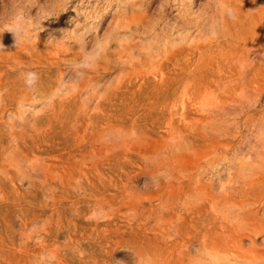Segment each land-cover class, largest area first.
Here are the masks:
<instances>
[{
  "label": "rangeland",
  "instance_id": "1",
  "mask_svg": "<svg viewBox=\"0 0 264 264\" xmlns=\"http://www.w3.org/2000/svg\"><path fill=\"white\" fill-rule=\"evenodd\" d=\"M229 1L0 0V87L3 88H0V164L5 167H0L3 171L0 172V243H5V248L16 255L9 264H138L135 251L150 255L152 249L151 262H146L148 257L140 256L144 259L143 264H154L153 238L160 232L155 230L150 215L158 205L161 193L172 194L185 189L194 173L196 177L198 173L202 176L198 174V179L195 176L194 179L213 185L214 192L223 194L239 186L234 178L239 182L238 176H250V173L257 176L260 162L254 160L255 155L251 154L249 158L245 152L240 153L246 155L243 158L238 157V152L233 155L230 144L237 142L239 145L241 141L242 146L264 148V93L261 95L258 91L264 85V76L244 90L236 82L230 84L227 79L221 80L217 71L223 42L233 38L223 31L218 21L221 12L223 16H232L234 10ZM62 37L68 41H65L66 45L72 41L71 46L66 47ZM14 41L20 42H16V46ZM256 41L254 38L250 44L254 45ZM118 42L125 49L119 48ZM68 46L75 47L70 50ZM53 50H56L55 54H52ZM133 56L135 59L140 56V61ZM148 56L154 58H150L151 63ZM63 58L68 63L60 60ZM250 59L260 60L254 54ZM29 70L39 76L35 86L25 82ZM61 71L64 73L59 76ZM82 81L88 87L79 95L76 88ZM64 86L66 88L62 89ZM67 88L76 92L72 95ZM25 92L29 93L22 96ZM244 92L249 97L243 96ZM63 94L68 97L61 96V99L59 95ZM84 95L91 101L88 102ZM84 102L90 104L85 108ZM80 104H84L83 108ZM239 105L246 107L243 110ZM43 106L46 107L42 109ZM224 107L228 113L222 109ZM240 108L245 112L239 111ZM111 128L120 132L121 137ZM111 131L118 141L111 136ZM113 139L118 142L117 146ZM255 141L259 143L254 144ZM7 159H10L9 164ZM167 160L178 162L185 171L179 167L175 171L174 163L175 177H165V185L158 180L164 175L161 172L165 173L162 163L169 162ZM17 166L21 169L20 178ZM242 167L243 171H239ZM169 181L171 184L167 183ZM78 185L79 192L76 190ZM202 187L207 190L206 186ZM200 192L204 198L208 190L206 194H203L204 190L200 189ZM35 225L38 226L36 233ZM261 236L256 241L259 246H263ZM244 241L248 247L249 240ZM45 245L47 249L58 247L60 251L56 248L55 251L52 248L44 251ZM196 249L197 245L191 248L193 256L198 255ZM204 259L203 263L212 261L210 257ZM0 264L3 263L0 261Z\"/></svg>",
  "mask_w": 264,
  "mask_h": 264
},
{
  "label": "bare ground",
  "instance_id": "2",
  "mask_svg": "<svg viewBox=\"0 0 264 264\" xmlns=\"http://www.w3.org/2000/svg\"><path fill=\"white\" fill-rule=\"evenodd\" d=\"M223 1V0H222ZM229 1V0H228ZM232 1V10H234L232 12V16L231 17H226V16H223L222 12H221V15H220V24L222 26V29L223 31H227L228 34L230 33V36L232 39H229V42L227 40V42H223L222 45L221 44V48L223 46V49L220 50V56H221V60L220 62H218V65H217V71L220 72L218 73L219 74V77L221 80L224 79H227V81L232 84L234 82L238 83L241 87V89H246L248 88V86L255 82L257 78L260 79V77L264 76V0H231ZM229 1V2H231ZM220 2V1H219ZM218 2V3H219ZM226 10V9H225ZM231 10V9H230ZM220 11H224L223 10H220ZM230 13V12H229ZM231 15V13H230ZM219 25V24H218ZM232 33V34H231ZM53 36V35H52ZM253 36V40L255 38L256 43L253 45V44H250L251 41L248 40L249 38H251ZM35 37V36H34ZM59 36H57L58 38ZM17 38V37H16ZM40 38V37H39ZM51 38V37H49ZM53 38L55 39L56 37L53 36ZM20 40V37L17 38ZM30 39V38H29ZM28 39V40H29ZM62 39H64L62 37ZM66 39V38H65ZM62 40L63 43L66 41V40ZM234 39V40H233ZM1 40V39H0ZM10 40V39H9ZM8 40V41H9ZM22 40V39H21ZM20 40V41H21ZM32 40V39H31ZM35 40V39H34ZM33 40V41H34ZM43 40V38H42ZM41 40V41H42ZM50 40V39H49ZM58 40V39H57ZM61 40V39H60ZM70 40V39H69ZM72 40V39H71ZM19 41V42H20ZM32 41V42H33ZM37 41V40H36ZM61 41V42H62ZM247 41H250V43H248ZM3 42V41H1ZM17 41H14V43L16 44ZM17 42V44L19 43ZM31 42V41H30ZM29 42V43H30ZM52 42V41H50ZM59 42L60 44V41H57ZM68 42V41H66ZM66 42H65V45H66ZM72 42V41H71ZM71 42H70V46H71ZM80 42V41H79ZM13 43V42H12ZM13 43V44H14ZM23 43V42H21ZM62 43V44H63ZM73 43V42H72ZM16 44V46H17ZM28 44V42L26 43ZM46 44V43H45ZM58 44V43H57ZM58 44V45H59ZM67 44V45H68ZM76 44V42L74 43ZM81 44V43H80ZM109 44V43H107ZM119 44V48H123V46L121 45L120 47V43L118 42ZM30 45V44H28ZM42 45V44H41ZM57 45V46H58ZM63 45V46H65ZM66 45V47H67ZM78 45V44H77ZM1 46V45H0ZM15 46V47H16ZM20 46V44H19ZM26 46V45H25ZM32 46V45H31ZM62 48L63 46L60 45ZM68 46V47H70ZM79 46V45H78ZM77 46V47H78ZM128 46V45H127ZM21 47L23 48L24 47V44L23 46L21 45ZM34 47V46H33ZM75 47V46H73ZM73 47H70L68 49L72 50ZM79 48V47H78ZM80 48L81 45H80ZM79 48V49H80ZM105 48V47H104ZM5 49V48H4ZM18 50V48H16ZM20 49V48H19ZM36 49V48H35ZM50 49V47H49ZM75 49V48H74ZM125 49V48H123ZM51 50V49H50ZM129 50V49H128ZM8 51V49H7ZM10 51H12L10 49ZM21 51V50H20ZM40 51V50H39ZM54 53L52 54H55L56 50H53ZM62 51V50H60ZM84 52V49L82 50ZM81 51V52H82ZM1 52V51H0ZM6 52V51H5ZM4 52V53H5ZM9 52V51H8ZM22 52V51H21ZM48 51H46L47 53ZM50 52V51H49ZM52 52V51H51ZM71 52V51H70ZM57 53L59 54V52L57 51ZM56 53V54H57ZM65 53V52H64ZM132 53V51H131ZM8 54V53H7ZM58 54L56 57H58ZM81 54V53H80ZM120 54V53H119ZM122 54V53H121ZM120 54V55H121ZM251 54H254L255 58L257 57V59H260V60H251L250 59V55ZM51 55V54H50ZM77 55V54H76ZM79 55V54H78ZM77 55V56H78ZM82 55V54H81ZM130 55V54H129ZM133 55V54H132ZM132 55L130 57H132ZM9 56V54H8ZM22 57V55H20ZM24 56V55H23ZM28 56V55H27ZM48 56V55H47ZM150 56V55H149ZM148 56V58H149ZM10 57V56H9ZM40 57V56H38ZM42 57V56H41ZM51 57V56H50ZM62 57V56H60ZM81 58V56H79ZM83 57V55H82ZM121 59V56H119ZM127 57V56H126ZM153 56H151L150 58H152ZM159 57V56H158ZM134 58V56H133ZM131 58V60L133 59ZM149 58V60H150ZM25 59V57H24ZM33 59L35 60L36 58L33 56ZM135 59V58H134ZM139 59L140 56H139ZM137 57V59L135 60H138L140 61ZM147 59V58H146ZM154 60V58H152ZM157 59V58H156ZM18 60V59H17ZM21 60V59H20ZM61 61H64V62H67L65 61L66 59H60ZM91 60V59H90ZM124 60H125V57H124ZM148 60V59H147ZM148 60V61H149ZM152 60V61H153ZM26 61V60H24ZM29 61V60H28ZM41 62V60H39ZM87 61V60H86ZM92 61V60H91ZM126 61V60H125ZM151 60L149 61L150 63L152 62ZM22 62V61H21ZM31 62V61H29ZM36 62V61H35ZM47 62V61H46ZM49 62V61H48ZM70 62V61H69ZM85 62V61H84ZM129 62V61H127ZM37 63V62H36ZM63 63V62H61ZM68 63V62H67ZM80 63V62H79ZM88 63V62H87ZM141 63V62H140ZM13 64V63H12ZM27 64V63H26ZM72 64V63H71ZM122 64V63H121ZM124 64V63H123ZM131 64V62H130ZM129 64V65H130ZM134 64V63H133ZM149 64V63H148ZM22 65V64H21ZM19 65V66H21ZM25 65V64H24ZM87 65V64H86ZM147 65V64H146ZM150 65V64H149ZM6 66V65H5ZM18 66V65H17ZM43 66V64H42ZM47 66V65H45ZM52 66V65H51ZM58 66V65H57ZM132 66V65H131ZM130 66V67H131ZM142 66V65H141ZM11 67V66H10ZM24 67V66H23ZM22 67V68H23ZM31 67V66H30ZM36 67V66H35ZM38 67V66H37ZM49 67V66H48ZM85 67V65H84ZM9 68V67H8ZM21 68V69H22ZM39 68V67H38ZM69 68V67H68ZM76 68V67H75ZM215 68V69H216ZM13 69V67L11 68ZM10 69V70H11ZM20 69V68H19ZM32 69V68H31ZM44 69V68H43ZM64 69V68H62ZM1 70V69H0ZM51 70V69H50ZM60 70V69H59ZM138 70V68H137ZM12 71V70H11ZM26 71V70H25ZM30 71V70H29ZM136 71V70H135ZM31 72V71H30ZM44 72V70L42 71ZM79 72V71H78ZM77 72V73H78ZM64 72L61 71L60 75L59 76H62ZM76 73V74H77ZM14 74V72H13ZM79 74V73H78ZM2 75V74H1ZM11 75V74H10ZM119 75V74H118ZM214 75V74H213ZM4 76V75H3ZM9 76V75H8ZM13 76V75H12ZM56 76V75H55ZM58 76V77H59ZM10 77V76H9ZM24 77V76H23ZM39 77V76H38ZM81 77V76H80ZM56 78V77H55ZM63 78V77H62ZM59 79V78H58ZM143 79V78H142ZM169 79V78H168ZM119 80V78H118ZM172 80V79H170ZM7 81V80H6ZM22 81V80H21ZM40 81V80H39ZM56 81V80H55ZM62 81V79H61ZM85 81V80H84ZM122 81H124L123 79L121 80V84H122ZM143 81V80H142ZM186 81V80H185ZM44 82V80H43ZM109 82V81H108ZM113 82V80H112ZM120 82V80L118 81ZM163 82V80H162ZM165 82V81H164ZM226 82V81H225ZM224 82V84H226ZM232 82V83H231ZM59 83H62V82H59ZM78 83V81H77ZM37 84V83H36ZM45 84V83H44ZM120 84V85H121ZM228 84V83H227ZM256 84V82H255ZM63 85V84H62ZM237 85V84H236ZM35 86V85H34ZM60 86V85H59ZM76 86V84H75ZM101 86V84L99 85ZM234 86V84H233ZM258 86V84L256 85ZM3 87V85H2ZM70 87V86H69ZM77 87V86H76ZM88 85L87 84H83V81L79 83L78 87L76 88L77 90V93L80 95L81 92L85 91L87 89ZM91 87V86H90ZM98 87V86H97ZM231 87V86H230ZM1 88V87H0ZM5 88V87H4ZM7 88V87H6ZM33 88V87H31ZM36 88V87H35ZM62 89L63 88H66L65 86L64 87H61ZM72 88V87H71ZM95 88V87H94ZM92 88V89H94ZM102 88V86H101ZM99 88V89H101ZM106 88V87H105ZM224 89V86L222 87ZM221 88V89H222ZM256 88V87H254ZM253 88V89H254ZM3 89V88H1ZM30 89V88H29ZM70 90V88H67L66 90ZM91 89V88H90ZM97 89V88H96ZM222 89V90H223ZM251 89V88H250ZM7 90V89H6ZM36 90V89H35ZM39 90V89H38ZM54 91L56 89H53ZM105 90V89H104ZM257 89H255L256 91ZM260 90V94L262 95V93H264V85L262 86L261 85V89L259 88L258 91ZM1 91V90H0ZM5 91V90H4ZM28 91V90H27ZM32 91V90H31ZM30 91V92H31ZM54 91L52 92V96L54 94ZM57 91V90H56ZM72 95L73 93H75L76 91H72ZM89 91V90H88ZM93 91V90H92ZM99 91V90H98ZM97 91V92H98ZM102 91V89H101ZM251 91V90H250ZM36 91H33V93H35ZM59 92V91H58ZM57 92V93H58ZM64 92V91H63ZM66 92V91H65ZM69 92V91H68ZM253 92V91H252ZM3 93V91H2ZM29 92H25L23 93L22 96H25L27 95ZM41 93V92H40ZM84 93V92H83ZM218 93V92H217ZM247 92H244L243 96L246 94ZM32 94V93H31ZM50 94V93H49ZM59 94V93H58ZM57 94V95H58ZM87 94V93H86ZM89 94V92H88ZM100 94V93H99ZM103 96H104V93H102ZM242 94V92H241ZM252 94H255V93H252ZM36 95V94H35ZM33 94V96H35ZM69 95V94H67ZM94 95V94H93ZM248 95V93H247ZM51 96V94H50ZM60 97L61 96H64L63 95H59ZM66 96V95H65ZM64 96V97H65ZM83 96V95H81ZM80 96V97H81ZM89 96V95H87ZM100 96V95H99ZM251 96V95H250ZM0 97H1V94H0ZM32 97V96H30ZM55 98L58 97V96H54ZM68 97V96H66ZM73 97V96H72ZM84 97L86 98V100L88 99L85 95ZM82 97V99L84 98ZM106 97V96H105ZM246 97H249V96H246ZM7 98V97H6ZM21 98V97H20ZM71 97H69L70 99ZM99 98V97H98ZM257 98V97H256ZM24 99V98H23ZM33 100V97L31 98ZM45 99V98H44ZM50 99V98H49ZM62 99V97H61ZM60 99V100H61ZM68 99V98H67ZM68 99V100H69ZM81 99V98H80ZM90 99V98H89ZM100 99V98H99ZM15 100V99H13ZM42 100V98H41ZM47 100V99H46ZM45 100V101H46ZM53 100V99H52ZM64 100H66L64 98ZM97 100V99H96ZM1 101V99H0ZM21 101V100H20ZM28 101V100H27ZM36 101V100H34ZM32 101V102H34ZM81 101V100H80ZM83 101H85V99H83ZM88 102H90L91 100H87ZM98 101V100H97ZM253 101V100H252ZM257 101V100H256ZM19 102V101H17ZM44 102V100H43ZM25 103V102H23ZM37 103V102H36ZM83 103V102H82ZM87 103V102H86ZM244 103V102H243ZM35 104V103H34ZM40 104V103H39ZM42 104V103H41ZM44 104V103H43ZM42 104V105H43ZM47 104V103H46ZM45 104V105H46ZM49 104V103H48ZM63 104V103H62ZM85 104V102H84ZM83 104V105H84ZM90 104V103H88ZM88 104H85V108L87 107ZM21 105V103H20ZM25 105V104H24ZM23 105V106H24ZM33 105V103H32ZM81 105V104H80ZM83 105H81V107L83 108ZM36 106V105H35ZM49 106V105H48ZM53 106V105H52ZM241 106V105H239ZM244 106L246 107V105H243V108ZM1 107V106H0ZM5 107V106H4ZM10 107V106H9ZM14 107V106H13ZM40 107V105H39ZM42 107V106H41ZM44 107L46 106H43L42 109H44ZM50 107V106H49ZM55 107V105H54ZM80 107V109H81ZM96 107V106H95ZM232 107V106H231ZM38 108V107H37ZM62 108V107H61ZM84 108V109H85ZM93 108V107H92ZM236 108V111L238 110V108L235 106ZM234 108V109H235ZM242 108V106H241ZM240 110L239 111H243V110ZM21 109V108H20ZM32 109V108H31ZM83 112L85 113L86 110ZM98 110L97 108H94V110ZM223 110L225 109L222 108ZM221 109V110H222ZM229 109V107H228ZM227 109V110H228ZM13 110V108H12ZM25 109H23L22 111H24ZM88 110V109H87ZM246 110V109H245ZM33 111V110H32ZM35 111V110H34ZM54 111V110H53ZM52 111V112H53ZM56 111V110H55ZM78 111V110H77ZM80 111V110H79ZM229 112L231 110H228ZM10 112V111H8ZM18 112L22 113V116L23 115V112L19 111ZM37 112L39 113V110H37ZM44 112V111H43ZM60 112V111H59ZM58 112V113H59ZM222 112V111H221ZM220 112V113H221ZM225 112L226 109H225ZM234 112V111H233ZM232 112V113H233ZM245 112V111H243ZM14 113V112H13ZM16 113H17V110H16ZM25 113H26V110H25ZM31 113V112H30ZM29 113V114H30ZM47 113V112H46ZM50 113V112H49ZM54 113V112H53ZM79 113V112H78ZM82 113V112H81ZM90 113V112H89ZM228 113V112H227ZM236 113V112H235ZM238 113V112H237ZM11 114V113H9ZM8 114V116H9ZM15 114V113H14ZM27 114V113H26ZM34 114V117L35 116V113ZM33 114H32V121L35 119L33 118ZM224 114V113H223ZM240 114V112H239ZM249 114V113H248ZM1 115V114H0ZM4 115V114H3ZM19 114L17 113V116ZM55 115V113H54ZM81 115V114H80ZM86 115L87 112H86ZM236 115V114H235ZM250 115V114H249ZM2 116V115H1ZM12 116V115H11ZM27 116V115H26ZM29 116V117H30ZM19 117V116H18ZM76 117V116H75ZM15 118V116H14ZM23 118V117H22ZM10 119V118H9ZM17 119V117H16ZM24 119V118H23ZM31 119V118H29ZM57 119V118H56ZM224 119V118H221V120ZM231 119V118H230ZM4 120V119H3ZM7 120V119H6ZM11 120V119H10ZM86 120V119H85ZM1 121V120H0ZM18 121V120H17ZM25 121H28V119H26ZM24 121V122H25ZM7 122V121H6ZM10 122V121H9ZM19 122V121H18ZM31 122V121H30ZM221 122V121H220ZM229 122V121H228ZM232 122V121H231ZM2 123V122H1ZM22 123V122H21ZM26 123V122H25ZM34 123V121H33ZM76 123H77V120H76ZM80 123V122H79ZM223 123V122H222ZM8 124V123H6ZM11 124V122L9 123ZM23 124V123H22ZM27 124V123H26ZM30 124V123H28ZM27 124V125H28ZM32 124V123H31ZM88 124V122H87ZM86 124V125H87ZM218 124V123H217ZM18 125V124H17ZM226 125V124H224ZM19 126V125H18ZM110 126V125H109ZM219 127H221L220 125H218ZM16 127V125L14 126ZM35 127V125H34ZM107 127V126H106ZM86 128V127H85ZM122 128V127H121ZM8 129V128H6ZM113 129V128H111ZM117 129V128H116ZM120 129V127H119ZM196 129V128H195ZM118 130V129H117ZM203 130V129H202ZM8 131V130H7ZM106 131V130H105ZM108 131H110L108 129ZM107 131V132H108ZM113 133L114 131L116 132L115 129L112 130ZM112 131H111V136L112 137H116L115 135H117L119 138L121 137L120 136V132H116L115 135L112 134ZM119 131V130H118ZM204 131V130H203ZM106 133V132H105ZM109 135H110V132H108ZM101 134V133H100ZM107 135V133H106ZM212 135V134H211ZM31 136V135H30ZM217 136V135H216ZM110 137V136H109ZM4 138V137H3ZM101 138H104L103 135H101ZM189 138V137H188ZM27 139V138H26ZM83 139V138H81ZM110 139V138H109ZM117 139V137H116ZM116 139H113L115 140V143L114 145L116 144V146L118 145V142L116 143ZM262 139V138H261ZM102 140V139H101ZM105 140V139H104ZM184 140V139H183ZM4 141V140H3ZM106 141H107V138H106ZM118 141V139H117ZM193 141V140H191ZM246 142V141H245ZM249 142V141H248ZM252 142V141H251ZM257 145V141H255ZM262 142V141H261ZM100 143H102L100 141ZM107 143V142H106ZM111 143V142H110ZM240 143H242L240 141ZM234 145V144H230V147H232V149L234 150V154L235 155V152H238V157L241 156V158L245 157L247 154H248V158L250 157L251 154H253V156L255 155V159H257L259 162H260V165H259V173H257V176L253 177L250 173V176L248 175H243V177L239 178L238 176V180L239 182H236V179L234 178V181L235 183H239V186H235L233 191H230V193H226V194H223V193H216L214 192L213 188L214 186L213 185H205L202 183V181L198 179V174H197V177L195 176V173H194V176L197 178V179H194V176L191 175V177L189 178V180L186 182V187L185 189H180L181 191L178 192L179 194L177 195H173L172 194H169V193H161V196H159V203L158 205L156 206V208L152 211L150 217L152 220H154L155 224H154V227H156V231L158 229V232H160V234H158L155 238H153V241L154 242V245L152 248H155V253L156 255H153L154 257L158 256V258L155 257V259L153 260L154 261V264H205L206 262L203 263L202 259L203 258H207V257H210L212 261H209L208 263L206 264H264V213L262 214V211L264 212V170H262V167L264 166V148H261L262 146H258L257 147H260L259 149L258 148H255V145H252L251 146H242V145ZM244 143V142H243ZM178 144V143H177ZM193 145V143H191ZM245 144V143H244ZM253 144V142H252ZM261 144V143H260ZM259 144V145H260ZM6 145V144H5ZM174 145V144H173ZM173 145L170 146V148L172 147L173 148ZM223 145V144H222ZM4 146V145H3ZM10 146V145H8ZM23 146V145H22ZM113 146V145H112ZM184 146H187V143L184 145ZM228 146V145H227ZM119 147V146H118ZM121 147V146H120ZM176 147V146H175ZM263 147H264V143H263ZM92 148V147H91ZM117 148V147H115ZM23 149V148H22ZM93 149V148H92ZM108 149V148H107ZM114 149V147H113ZM177 149V148H176ZM179 149V148H178ZM2 150V149H1ZM18 150V149H17ZM118 150V149H117ZM173 150V149H172ZM175 150V149H174ZM173 150V151H174ZM4 151V150H3ZM11 151H13L11 149ZM20 151V150H19ZM94 151V150H93ZM99 151V150H98ZM108 151H112V150H108ZM172 151V152H173ZM193 151V150H192ZM14 152V151H13ZM176 152V151H174ZM214 152V151H213ZM243 152H245L246 155H241V154H244ZM3 153V152H2ZM21 153V152H20ZM241 153V154H240ZM6 154V153H5ZM8 154V153H7ZM6 154V157L9 155ZM13 153H11V156H12ZM94 154V153H93ZM174 155V153H171ZM97 155V154H96ZM95 155V156H96ZM240 155V156H239ZM15 155H13L14 157ZM91 156H92V153H91ZM99 156V155H97ZM172 156V155H171ZM16 157V156H15ZM105 157V156H104ZM252 157V156H251ZM9 158V156H8ZM34 158V156H33ZM80 158V157H79ZM86 158V157H85ZM240 158V159H241ZM11 159V158H10ZM10 159H7L8 162L7 164L10 163ZM15 159V158H14ZM78 159V158H76ZM90 159V157L88 158ZM94 158H92L93 160ZM97 159V158H95ZM173 159V158H172ZM235 159V158H234ZM17 160V159H16ZM35 160V159H34ZM87 160V159H86ZM91 160V159H90ZM245 160V159H244ZM14 162V160H12ZM20 161V160H19ZM89 161V160H88ZM169 161V160H167ZM234 161V160H233ZM252 161V159H251ZM1 162H3V159L1 160ZM13 162H11V165L13 166ZM18 162V161H17ZM170 162V163H169ZM169 162H163L162 164H164L163 166L165 168H162L164 170L162 171H165L164 172H161L163 173L164 175L161 176L160 180H158L160 183L162 184H166V178L165 177H168V178H171L169 177L170 175L172 176L173 173H175L173 170L174 168L172 169V167L174 166V163H175V171L177 170L176 167H179L178 165V162H173L172 160H170ZM244 162V161H243ZM248 164H249V161L247 160ZM258 162V163H259ZM82 163V162H81ZM253 163V161H252ZM2 164V163H1ZM0 164V167L5 168L4 166H2ZM18 164V163H16ZM178 166H177V165ZM245 164V163H244ZM251 164V163H250ZM254 164V163H253ZM4 165V164H3ZM20 165V164H19ZM76 165V164H75ZM246 165V164H245ZM252 165V164H251ZM257 165V164H256ZM78 166V165H77ZM81 166V165H80ZM181 166V165H180ZM238 166V165H237ZM242 166V164H241ZM255 166V165H254ZM18 167V166H17ZM61 167V166H60ZM64 167V166H63ZM162 167V166H161ZM235 167V165H234ZM12 168V167H11ZM32 168V167H31ZM46 168V167H45ZM180 168V167H179ZM251 168V167H250ZM1 169V168H0ZM161 169V168H160ZM181 171H185V168L182 169L180 168ZM240 170L239 171H243V167L242 169L239 168ZM246 169V168H245ZM17 170V169H16ZM41 170L43 171V169L41 168ZM49 170V169H48ZM47 170V171H48ZM80 170V169H78ZM179 170V169H178ZM7 171V169H6ZM15 171V170H14ZM18 178H20V171L21 169L19 170V167H18ZM179 171V172H181ZM238 171V169H237ZM245 171H248V170H245ZM0 172H3L2 170ZM5 172V171H4ZM23 172V171H22ZM21 172V173H22ZM40 172V171H39ZM44 172V171H43ZM58 172V171H57ZM98 172V171H97ZM159 172V171H157ZM178 172V171H177ZM188 172V171H187ZM235 172V171H234ZM250 172V170H249ZM6 174H10L9 172H5ZM5 173H3L5 175ZM24 173V172H23ZM85 173V172H84ZM184 173V172H183ZM182 173V174H183ZM246 173V172H245ZM253 173V172H252ZM254 173V175H256ZM2 174V173H1ZM25 174V173H24ZM87 174V173H86ZM180 174V173H179ZM239 175L240 172L238 173ZM39 175V174H38ZM47 175V174H46ZM157 175H159L157 173ZM177 175V174H176ZM201 176V173L199 174ZM233 175V174H232ZM9 176V175H8ZM12 176V175H11ZM153 176V174H152ZM175 177V175H173ZM193 176V177H192ZM252 176V177H251ZM24 177V176H23ZM27 177V176H26ZM30 177V176H28ZM47 177V176H46ZM202 177V176H201ZM11 178V177H10ZM78 179L80 178V176L77 177ZM76 178V180H77ZM173 178V177H172ZM237 178V176H236ZM75 179V178H73ZM203 179V178H202ZM204 180V179H203ZM21 181V180H20ZM75 181V180H74ZM78 181V180H77ZM168 184L171 182H167ZM184 183V182H183ZM14 184V183H13ZM79 184V182H78ZM180 184L182 185V182H180ZM15 185V184H14ZM77 185V184H76ZM75 185V187H76ZM81 185V184H79ZM78 185V186H79ZM185 184H183L184 186ZM77 186V187H78ZM158 186V185H157ZM180 186V185H178ZM177 186V187H178ZM202 186H206L207 187V190H208V193H207V196L204 198H202V192H200V189L201 190H204L205 193L203 194H206V191L205 189H202L203 187ZM213 186V187H212ZM20 187V186H19ZM71 187V186H70ZM181 187V186H180ZM178 187V188H180ZM53 188V186H52ZM80 188V186L76 189L78 191V189ZM82 188V186H81ZM160 188V187H159ZM174 188V187H173ZM216 188V187H215ZM163 188H161L162 190ZM171 189V188H169ZM28 190V189H27ZM56 190V189H55ZM96 190V189H95ZM183 190V191H182ZM165 192V190H163ZM169 191V190H168ZM174 191V190H173ZM79 192V191H78ZM83 192V191H82ZM162 192V191H161ZM219 192V191H218ZM10 193V192H9ZM81 193V191H80ZM98 193V192H97ZM174 193V194H175ZM225 193V192H224ZM2 194V193H0ZM52 194V193H51ZM99 194V193H98ZM160 194V193H159ZM100 195V194H99ZM2 196V195H0ZM49 196V195H48ZM53 196V194H52ZM3 198V197H2ZM103 198V197H102ZM73 204V203H72ZM104 205V204H103ZM74 207V206H73ZM95 207V206H94ZM94 210V209H93ZM97 210V209H96ZM95 210V211H96ZM57 211V210H56ZM55 212V211H54ZM94 212V211H93ZM98 212V210H97ZM101 212V211H100ZM85 213V212H84ZM92 213V212H91ZM52 214V213H51ZM61 214V213H60ZM78 215V214H76ZM75 215V217H76ZM83 215V213H82ZM61 216V215H60ZM80 216V215H79ZM45 217V216H44ZM81 217V216H80ZM57 218V217H56ZM55 218V219H56ZM68 218V217H67ZM79 218V217H78ZM87 218V217H86ZM91 218V217H90ZM96 218V217H95ZM23 219V218H22ZM59 219V218H58ZM57 219V220H58ZM53 220V219H52ZM57 223L58 224V222ZM79 220V219H78ZM84 220V219H82ZM26 222V221H24ZM37 222V221H36ZM39 222V221H38ZM37 222V223H38ZM41 222V221H40ZM77 222V221H76ZM23 223V222H22ZM28 223V222H27ZM43 223H45V221H43ZM34 224V223H33ZM32 224V225H33ZM39 224V223H38ZM65 224V222H64ZM74 224V223H73ZM25 225V223H24ZM27 225V224H26ZM25 225V226H26ZM29 225V223H28ZM31 225V224H30ZM40 225V224H39ZM42 225V224H41ZM52 226V225H51ZM59 226V225H58ZM65 226V225H63ZM77 226V225H75ZM85 226V225H84ZM27 227V226H26ZM25 227V228H26ZM34 227V226H33ZM36 229H35V232L38 230V226H36ZM48 227V226H47ZM54 227V225H53ZM60 227V226H59ZM149 227V226H148ZM24 228V227H23ZM40 228V227H39ZM68 228V227H67ZM32 229V228H31ZM30 229V230H31ZM48 229V228H47ZM53 229V228H52ZM51 229V230H52ZM60 229V228H59ZM87 229V228H86ZM19 230V229H17ZM34 230V229H33ZM40 230V229H39ZM43 230H46V229H43ZM75 230H76V227H75ZM153 230V229H152ZM28 231V230H27ZM48 231V230H47ZM46 231V232H47ZM59 230H57L58 232ZM64 231V230H63ZM18 232V231H17ZM23 232V230H22ZM30 232V231H29ZM33 232V231H32ZM38 232V231H37ZM39 232H42L41 230ZM70 232V231H69ZM76 232V231H75ZM83 232V231H82ZM154 232V231H153ZM25 233V232H24ZM67 233V232H66ZM50 234V233H49ZM74 234V232H73ZM72 234V235H73ZM76 234V233H75ZM82 234V233H81ZM19 235V234H18ZM22 235V233H21ZM34 235V234H33ZM52 235V234H51ZM58 235V234H57ZM260 235H263L261 237H263V246H259L257 244L256 241L257 240V237H259ZM23 236V235H22ZM39 236V235H38ZM91 236V234L89 235ZM5 237V235H4ZM31 237V236H30ZM43 237V235H42ZM54 237V236H53ZM93 237V236H91ZM14 238V237H13ZM18 238V237H17ZM21 238V237H20ZM44 238V237H43ZM48 238V237H47ZM51 238V237H50ZM49 238V239H50ZM6 239V238H5ZM9 239V238H8ZM16 239V238H15ZM36 239V238H35ZM56 239V238H54ZM68 239V238H67ZM249 240V245L248 247H246L244 245V240ZM12 240V239H10ZM18 240V239H17ZM20 240V239H19ZM29 240V239H28ZM31 240V238H30ZM41 240V239H40ZM40 240H39V243H40ZM58 240V239H56ZM70 240V239H69ZM73 240V239H72ZM94 240V239H93ZM16 241V240H15ZM27 241V240H26ZM36 242V240H34ZM33 241V242H34ZM51 241V240H50ZM80 241V240H79ZM86 241V240H84ZM98 241V240H97ZM4 242V241H3ZM2 242V243H3ZM17 242V241H16ZM29 242V241H28ZM45 242V241H44ZM70 242H73V241H70ZM75 242H78V241H75ZM112 244H114L113 242L114 241H111ZM23 243V242H21ZM43 243V241L41 242ZM79 243V242H78ZM6 244H8L6 242ZM27 244V243H26ZM33 244V243H32ZM44 244V243H43ZM48 244V243H47ZM50 244V243H49ZM66 244V243H65ZM64 244V245H65ZM69 244V243H68ZM67 244L66 247H69ZM111 244V245H112ZM116 244V242H115ZM17 245V243H16ZM35 245V243H34ZM39 245V244H38ZM42 245V244H41ZM57 245V244H56ZM72 245V244H71ZM197 245V249H196V252H198L197 256H193L191 254V248L193 246ZM5 243L1 244L0 243V261L4 264V263H10L12 262L11 259H13L14 257H16V255L9 251V249L7 250L5 248ZM22 246H25V245H22ZM59 246V244H58ZM74 246H77V245H74ZM73 246V247H74ZM155 246V247H154ZM9 247V246H8ZM10 247H13L12 245ZM16 247V246H15ZM18 247V246H17ZM16 247V248H17ZM27 247V246H26ZM40 247V246H39ZM38 247V249H39ZM63 247V246H62ZM24 248V247H22ZM30 248V247H29ZM35 248V247H34ZM33 248V250H35ZM42 248V246H41ZM45 248H46V245H45ZM50 248L52 247H49V249H45L44 251H55L54 248H56V251H60V250H57L58 247H54L50 250ZM71 248V247H70ZM150 248V249H152ZM24 249H28V248H24ZM32 249V248H30ZM29 249V250H30ZM59 249V248H58ZM61 249V248H60ZM63 249V248H62ZM65 249V248H64ZM138 249V248H137ZM10 250H14V249H10ZM16 250V249H15ZM78 250V249H77ZM43 251V250H42ZM43 251V252H44ZM66 251V249H65ZM70 251V250H69ZM153 249L150 250L149 254L151 255ZM23 252V251H22ZM71 252V251H70ZM74 252V251H73ZM86 252V251H85ZM140 252V251H139ZM27 253V252H26ZM50 253V252H48ZM61 253V252H60ZM136 253V262L138 264H143L144 263V259L146 257H148V259L146 258V262H151L152 260V256L150 258V255H145V253H138V251H135ZM193 253V252H192ZM21 254V253H20ZM29 254V253H28ZM31 254V253H30ZM42 254V253H40ZM67 254V253H66ZM144 254V255H143ZM25 255V253H24ZM23 255V256H24ZM142 255V257H144V259H142V257L140 256ZM56 256V255H55ZM68 256V255H67ZM26 257V255H25ZM59 257V256H58ZM139 257H141V259H139ZM26 258H29V255L28 257ZM32 258V257H31ZM62 258V257H61ZM67 258V257H66ZM33 259V258H32ZM204 259V260H205ZM64 260V259H63ZM123 260V259H122ZM142 263H139L140 261ZM32 261V260H31ZM29 261V262H31ZM35 261V260H34ZM62 261V260H61ZM139 261V262H138ZM16 262H18L16 260ZM36 262V261H35ZM47 262V261H46ZM60 262V261H59ZM145 262V264H146ZM34 263V262H33ZM48 263H51V262H48ZM36 264V263H35ZM63 264V263H62ZM97 264V263H95Z\"/></svg>",
  "mask_w": 264,
  "mask_h": 264
},
{
  "label": "clouds",
  "instance_id": "3",
  "mask_svg": "<svg viewBox=\"0 0 264 264\" xmlns=\"http://www.w3.org/2000/svg\"><path fill=\"white\" fill-rule=\"evenodd\" d=\"M38 77L35 73L29 72L25 74V82L27 85L32 86L35 84Z\"/></svg>",
  "mask_w": 264,
  "mask_h": 264
}]
</instances>
